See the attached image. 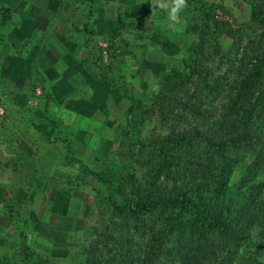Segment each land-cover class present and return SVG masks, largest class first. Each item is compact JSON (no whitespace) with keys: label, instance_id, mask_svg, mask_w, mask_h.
<instances>
[{"label":"rangeland","instance_id":"374dc122","mask_svg":"<svg viewBox=\"0 0 264 264\" xmlns=\"http://www.w3.org/2000/svg\"><path fill=\"white\" fill-rule=\"evenodd\" d=\"M187 3L174 28L150 0H0V264H116L111 202L153 174L147 142L167 133L171 110L191 122L187 98L219 101L216 51L231 39L203 35L205 11L244 42L250 10L264 12V0ZM164 218L145 213L131 251L161 232L153 264H177Z\"/></svg>","mask_w":264,"mask_h":264},{"label":"trees","instance_id":"16d2710c","mask_svg":"<svg viewBox=\"0 0 264 264\" xmlns=\"http://www.w3.org/2000/svg\"><path fill=\"white\" fill-rule=\"evenodd\" d=\"M249 17L255 27L244 42L243 35L205 11L203 35L213 28L231 39L230 49L216 51L219 77L212 85L218 84L219 101L208 109L198 105L196 97L187 98L191 122L171 110L167 133L147 142L157 161L153 174L143 177L141 188L131 186L132 197H124L122 204L111 202L117 229L110 237L115 253L109 259L116 264L157 261L163 250L161 232L159 240L131 251L137 222L150 212L164 215L167 233L180 237L171 262L234 264L239 256V264H264V12L256 7ZM201 82L209 87L206 75ZM238 167L240 175L233 180ZM102 236L109 238L107 233ZM82 264L101 260L88 256Z\"/></svg>","mask_w":264,"mask_h":264},{"label":"clouds","instance_id":"9594fccd","mask_svg":"<svg viewBox=\"0 0 264 264\" xmlns=\"http://www.w3.org/2000/svg\"><path fill=\"white\" fill-rule=\"evenodd\" d=\"M151 8H158L165 12L171 26H180L183 23L181 13L188 7L187 0H150Z\"/></svg>","mask_w":264,"mask_h":264},{"label":"built area","instance_id":"2783aa9c","mask_svg":"<svg viewBox=\"0 0 264 264\" xmlns=\"http://www.w3.org/2000/svg\"><path fill=\"white\" fill-rule=\"evenodd\" d=\"M2 111V107H1V105H0V112Z\"/></svg>","mask_w":264,"mask_h":264}]
</instances>
